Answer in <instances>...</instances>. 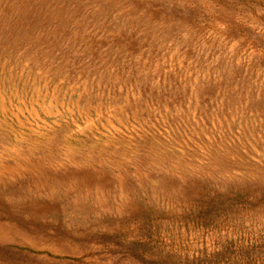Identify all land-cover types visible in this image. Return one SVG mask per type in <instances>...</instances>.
<instances>
[{"label": "rangeland", "instance_id": "374dc122", "mask_svg": "<svg viewBox=\"0 0 264 264\" xmlns=\"http://www.w3.org/2000/svg\"><path fill=\"white\" fill-rule=\"evenodd\" d=\"M0 264H264V0H0Z\"/></svg>", "mask_w": 264, "mask_h": 264}]
</instances>
